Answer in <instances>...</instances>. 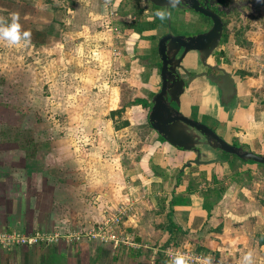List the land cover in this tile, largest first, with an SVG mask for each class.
Here are the masks:
<instances>
[{
  "label": "crops",
  "instance_id": "1",
  "mask_svg": "<svg viewBox=\"0 0 264 264\" xmlns=\"http://www.w3.org/2000/svg\"><path fill=\"white\" fill-rule=\"evenodd\" d=\"M123 3L124 0H114L108 6L102 1L98 9L109 17L106 32L116 31L119 37L126 36L122 47L126 56L120 51V55L106 59V64L109 68L111 62L130 67L133 76L143 86H149L153 95L157 90L150 85V80L156 68L143 71L137 65L149 54L146 51L150 52L157 29L155 26L141 32L135 30L134 26L139 29L150 22V11L144 10L140 15L127 10L121 13ZM96 12L95 17L102 16ZM49 29L47 26L45 33L41 30L45 40L60 38ZM250 39L255 41L253 32ZM38 41L35 42L39 45ZM260 52L264 57V45ZM231 70L238 78L237 70ZM108 82L99 80L100 84H109L117 92L114 100L120 101V86ZM262 85L264 72L256 78L240 79L239 96L244 104L238 105L230 124L218 117L217 111H208L219 121L216 131L220 135L232 143L247 144L260 154H264V95L256 92ZM136 96L148 102L151 98ZM43 144L39 142L37 152L28 154L24 147L0 139V231L88 228L101 221L106 211L124 202L131 209L122 229L134 243L114 247L110 243L82 239L0 247V264H158V248L163 250L171 244L195 247L230 264L237 261L243 264L244 256L251 252L253 261L264 263V164L233 156L223 162L191 165L183 172L176 194L170 200L175 173L192 152L171 145L158 133L153 142H146L137 161L125 169L120 164L119 171L99 177L77 171L78 158L72 151L61 158L59 148L65 146L51 141L53 152H41ZM218 183L226 186L224 194L218 200L214 196L207 200L202 191ZM172 199L175 204L169 206ZM206 200L213 203L209 210L204 207ZM170 211L178 219L174 223L179 229H168Z\"/></svg>",
  "mask_w": 264,
  "mask_h": 264
},
{
  "label": "rangeland",
  "instance_id": "2",
  "mask_svg": "<svg viewBox=\"0 0 264 264\" xmlns=\"http://www.w3.org/2000/svg\"><path fill=\"white\" fill-rule=\"evenodd\" d=\"M102 1L108 6L114 3V0H0V18L11 23V15L18 13L21 30L31 33L26 44L9 46L0 41V139L27 146L24 149L28 154L37 152L39 142H45L41 152H53L50 142L55 141V145L65 146L59 148L61 158L72 151L78 158L77 171L91 172L93 177L119 171L120 164L125 169L137 161L146 142H153L158 133L148 120L150 108L142 104L128 105L123 112L111 114L112 109L135 99L137 94L150 98L153 91L138 82L130 67L111 62L109 68L106 64V59L124 52L126 36L106 32L109 17L98 10ZM132 4V0H124L120 12H137ZM92 10L102 16L95 17ZM183 13L184 10H176L175 15L182 19ZM185 16L196 17L191 11ZM263 16L236 35L241 22L233 17L227 26L221 57L226 67L237 70L241 80L256 78L264 72L260 52L264 45ZM177 25L178 30H187L184 23ZM47 26L60 38L45 40ZM247 30L253 32L254 42L250 39L252 32ZM163 32L165 26L156 30L150 52L146 51L149 54L137 65L143 71L156 68L150 80L156 90L160 81L156 43ZM137 51L143 54L142 49ZM101 79L120 86V101L114 100L117 92L109 84L99 83ZM256 94L264 95L263 85ZM194 117L200 118L199 114ZM127 119L130 124L116 129ZM156 259L160 261L158 264L169 262L161 247ZM254 264L261 263L254 260Z\"/></svg>",
  "mask_w": 264,
  "mask_h": 264
},
{
  "label": "water",
  "instance_id": "3",
  "mask_svg": "<svg viewBox=\"0 0 264 264\" xmlns=\"http://www.w3.org/2000/svg\"><path fill=\"white\" fill-rule=\"evenodd\" d=\"M143 1L165 6L167 11L170 8L168 0ZM178 7L210 16L212 25L198 34L181 35L170 29L169 21V29L157 45L156 54L161 62L160 81L158 90L149 100L148 120L165 141L193 154L177 169L170 200L176 194L183 172L191 165L223 162L233 156L246 162L264 164V154L252 151L247 144L226 140L216 129L191 116L194 107L198 112L217 111V116L230 124L236 108L244 101L239 96L240 79L234 71L214 63L213 54L223 33L224 23L220 16L208 6L200 5L198 0H183ZM178 68L187 75L191 69L197 72L185 81ZM208 68L215 69L216 73L208 72ZM171 204L169 201L168 205ZM170 217L178 222L174 214ZM139 240L138 237L136 241Z\"/></svg>",
  "mask_w": 264,
  "mask_h": 264
},
{
  "label": "built area",
  "instance_id": "4",
  "mask_svg": "<svg viewBox=\"0 0 264 264\" xmlns=\"http://www.w3.org/2000/svg\"><path fill=\"white\" fill-rule=\"evenodd\" d=\"M130 209L131 205L129 203H118L115 208L105 212L101 221L88 228L75 226L68 231L37 229L30 232L16 229L2 230L0 231V247L49 245L59 243L61 240L70 243L82 239L110 243L114 247L121 244L130 245L134 243L133 238L122 229L123 221ZM163 251L166 253L168 260L176 254H181L189 260V264H206V258H211L212 264H230L215 259L210 254L188 245L171 244L166 246Z\"/></svg>",
  "mask_w": 264,
  "mask_h": 264
},
{
  "label": "flooded vegetation",
  "instance_id": "5",
  "mask_svg": "<svg viewBox=\"0 0 264 264\" xmlns=\"http://www.w3.org/2000/svg\"><path fill=\"white\" fill-rule=\"evenodd\" d=\"M198 2L200 3V5L202 6H208L212 11L216 12L220 18L222 19L224 25H223V33H222V37L220 39V43L216 49V51L213 54V59H214V63L218 64V65H222L225 66L226 63H224L223 58L221 57V47L223 44V41L225 40V37L228 35V33H226V29L227 26L230 22V19L233 20V17H235L236 19H238L241 23H240V27L236 29L235 34H237L238 31H242L243 29L246 30L248 26L252 25V21H258L259 18L261 19L262 16L264 15V10H263V6H264V0H198ZM139 3L141 4V6L143 7V10H148L150 11V13L148 14L149 18H150V22H152L153 24L156 25L157 23V16L155 15L157 11H161V10H166L165 6H157L155 4H153L152 2H148L145 3L143 0H139ZM176 10H184L183 16L181 17L182 19H179L175 13ZM167 11V10H166ZM171 15L168 19L166 20V23H160L156 26V29L162 28L165 26V32H163L156 43V50H157V45H158V41L160 39V37L162 35H164L165 33H167L168 29H169V21L170 23V29L175 33V34H181V35H194V34H198L201 32H204L205 30H207L211 25H212V19L210 16H207L205 14H202L200 12H196L193 10H189V9H181L179 7L176 8H169L168 10ZM191 11V13H193L196 15V17H189L187 18L185 15ZM264 17V16H263ZM179 19L177 22L175 20ZM175 21V22H174ZM184 23L185 26L187 27V30L184 31H180L177 29L178 25L176 26L177 23ZM195 26V27H194ZM194 27V30H191ZM191 30V31H189ZM248 31V30H247ZM159 61V73H160V68H161V62ZM189 67V66H187ZM178 73L181 75V77L183 79H185V81H188L189 76L190 75H195V73L197 72L196 70H189L190 71V75H187L186 72L183 69L178 68ZM208 72H214L216 73L215 69H210L208 68ZM195 83V82H193ZM196 86H199L195 83ZM195 109V108H194ZM193 109V113L194 115L192 116L193 118H195L194 116L198 115L200 116V119L202 122L208 124L209 126H211L214 129H217L218 125H219V121L217 120V118L215 116H212L211 114H206V112L204 113H199L198 111ZM198 113V114H197ZM203 117V118H202ZM234 144H239V143H235Z\"/></svg>",
  "mask_w": 264,
  "mask_h": 264
},
{
  "label": "clouds",
  "instance_id": "6",
  "mask_svg": "<svg viewBox=\"0 0 264 264\" xmlns=\"http://www.w3.org/2000/svg\"><path fill=\"white\" fill-rule=\"evenodd\" d=\"M182 3L183 0H168V7L176 8ZM155 15L163 21L168 19L171 13L166 10H161L157 11ZM19 19L18 13H13L11 15V23L0 18V41L6 42L9 46H18L21 43L26 44L30 42L31 33L21 30L22 26L19 23ZM168 264H189V260L181 254H176L170 258ZM206 264H212L211 258H206ZM243 264H254L251 252L244 256Z\"/></svg>",
  "mask_w": 264,
  "mask_h": 264
},
{
  "label": "trees",
  "instance_id": "7",
  "mask_svg": "<svg viewBox=\"0 0 264 264\" xmlns=\"http://www.w3.org/2000/svg\"><path fill=\"white\" fill-rule=\"evenodd\" d=\"M132 2H133L132 5H133L135 11H137L136 13L140 15L141 14V10H143V7L140 5L139 0H132ZM157 23L158 24L166 23V20L162 21V20H160L157 17ZM157 23L155 25L152 22H146V23L142 24V26L139 29L134 26V29L139 31V32H141L142 30L151 29V28L157 26L158 25ZM132 104H142L143 106L148 107V109L150 108V103L148 102V99H144L142 97H136L133 100H128V101H126V103H123L120 108L112 110L111 114L115 115V114L121 113V112H123L125 107H127L128 105H132ZM127 124H129V121L125 120L120 125H117V128L122 127V126L127 125ZM160 138L163 139L161 136H160ZM22 147L27 148V146H22ZM214 181L216 182V180H214ZM225 190H226V186L223 183H218L216 185V187L208 188V189H206V191L203 190L202 193H203L204 196H206L207 200H209V197H211V196L212 197L213 196L216 197V199L218 200L224 194ZM207 200L204 203V207L209 210V209H211L213 203H207ZM186 201H189V200H186ZM171 203H172V205L175 204V199H172ZM171 213H172V211H170L168 213V215H170ZM167 227L171 231L173 230V227L179 229V227L174 223V221L171 219L170 216H169V224H168Z\"/></svg>",
  "mask_w": 264,
  "mask_h": 264
}]
</instances>
